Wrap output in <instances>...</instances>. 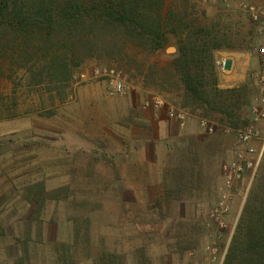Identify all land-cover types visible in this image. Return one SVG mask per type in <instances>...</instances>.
<instances>
[{
    "label": "rangeland",
    "instance_id": "374dc122",
    "mask_svg": "<svg viewBox=\"0 0 264 264\" xmlns=\"http://www.w3.org/2000/svg\"><path fill=\"white\" fill-rule=\"evenodd\" d=\"M154 1L171 22L159 51L113 31L49 50L0 31V264L224 263L264 164L262 118L256 172L225 186L238 131L261 108L264 29L241 3L264 12V0ZM171 29L213 31L222 45L209 100L187 103L171 65L178 53ZM104 67L121 70L132 89L109 95L107 80L93 76ZM152 95L165 102L160 112L142 106ZM169 105L215 131L200 127L202 141L193 142L169 120ZM135 135L144 136V162ZM223 192L231 198L221 226L212 210Z\"/></svg>",
    "mask_w": 264,
    "mask_h": 264
},
{
    "label": "trees",
    "instance_id": "16d2710c",
    "mask_svg": "<svg viewBox=\"0 0 264 264\" xmlns=\"http://www.w3.org/2000/svg\"><path fill=\"white\" fill-rule=\"evenodd\" d=\"M154 2L0 0V31L12 32L25 41L38 39L48 50L69 46L68 39L74 36L113 31L159 51L168 42L171 22L164 23L159 8L151 6ZM170 16L174 20L172 12ZM171 31L178 38V53L171 65L183 84L187 103L207 100L209 83L217 81L214 51L222 45L213 31L183 30L181 35L177 29ZM40 186L44 189V185ZM223 264H264V164L256 172Z\"/></svg>",
    "mask_w": 264,
    "mask_h": 264
},
{
    "label": "built area",
    "instance_id": "2783aa9c",
    "mask_svg": "<svg viewBox=\"0 0 264 264\" xmlns=\"http://www.w3.org/2000/svg\"><path fill=\"white\" fill-rule=\"evenodd\" d=\"M241 6L251 18L264 29V12L260 10L257 5L252 3L242 2ZM261 52L264 55V47L261 48ZM93 76L95 78H105V80H107L108 93L111 96H122L132 89L131 84L127 82L123 72L117 68H95ZM82 77H84V75H82ZM258 81L261 88V108H255L254 119L243 129L238 131L239 147L235 152V159L223 166L225 186L227 188L233 187L236 181L241 180L246 170L254 174L259 164V154L254 142L260 139L256 123L264 118V57L262 71L258 74ZM142 106L143 108H150L159 112L165 107V102L162 97L152 95L143 102ZM167 115L170 119L175 120L181 128H184L189 120V115L185 110L171 105L167 106ZM200 127L208 133H213L215 131L214 124L206 119L200 121ZM226 131L229 132L230 128H227ZM230 198L231 195L229 192H223L212 210V216L216 217L221 226L224 224L220 216L230 210Z\"/></svg>",
    "mask_w": 264,
    "mask_h": 264
},
{
    "label": "crops",
    "instance_id": "0c3cea01",
    "mask_svg": "<svg viewBox=\"0 0 264 264\" xmlns=\"http://www.w3.org/2000/svg\"><path fill=\"white\" fill-rule=\"evenodd\" d=\"M228 63H230V61H228ZM225 77L226 78L224 80H226L228 82L229 81L228 76H225ZM169 120L174 121L176 123V125H178V123L175 120L170 119V118H169ZM189 120H190V117H189ZM189 120H188V122H187V124H186V126L184 128H181L178 125V128L180 129L179 132L182 133V134L187 135L193 142L198 143V142L202 141V139H201V135H202L201 128L200 127L198 128L197 126H195L194 124H192L191 122H189ZM135 138L138 139V140H136V142H139L140 141V143H141V151H142L141 152V158H142V162H144L145 161L144 159L147 156V152H146L147 149L145 148V139H144V136L142 135V136L138 137V135H135ZM259 142H257L256 145H259ZM155 148H156V145H155ZM155 148H154V150H155ZM261 148L262 149L264 148V143H263V146ZM148 163H150V164L153 165V164H155V161L154 162H148Z\"/></svg>",
    "mask_w": 264,
    "mask_h": 264
}]
</instances>
